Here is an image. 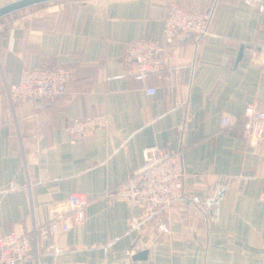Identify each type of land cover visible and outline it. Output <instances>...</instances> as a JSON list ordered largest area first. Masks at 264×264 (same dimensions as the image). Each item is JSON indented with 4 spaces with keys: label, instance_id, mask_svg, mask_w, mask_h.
Listing matches in <instances>:
<instances>
[{
    "label": "crops",
    "instance_id": "0c3cea01",
    "mask_svg": "<svg viewBox=\"0 0 264 264\" xmlns=\"http://www.w3.org/2000/svg\"><path fill=\"white\" fill-rule=\"evenodd\" d=\"M169 2L208 10V33L187 35L164 69L127 75L126 43L161 39ZM51 4L0 18V233L30 236L67 215L71 193L88 203L83 223L30 237L20 264H264V139L249 145L240 123L264 106V0ZM39 66L70 69L66 92L12 107L7 86ZM90 114L107 125L72 141L70 119ZM151 146L182 149L185 197L149 215L107 193Z\"/></svg>",
    "mask_w": 264,
    "mask_h": 264
},
{
    "label": "built area",
    "instance_id": "2783aa9c",
    "mask_svg": "<svg viewBox=\"0 0 264 264\" xmlns=\"http://www.w3.org/2000/svg\"><path fill=\"white\" fill-rule=\"evenodd\" d=\"M209 11H199L188 6L169 2L162 19L161 39L141 37L126 43L123 51L124 71L133 77L146 78L164 69L168 52L178 47L187 35L203 36L208 33ZM72 77V71L61 66L26 67L15 83L6 88L12 107L30 100L53 102L61 97ZM155 87H146L145 93L153 95ZM105 114L72 117L68 133L72 141H82L107 125ZM232 123L229 115L221 118L222 127ZM242 138L249 145L264 139V106H246L241 120ZM185 167L182 149L151 146L142 151V161L107 196L153 214L167 209L185 197ZM88 198L80 192L68 197L67 215H58L34 226L30 236L13 231L0 233V264H20L28 256L33 241H42L58 233L67 232L72 225L85 219Z\"/></svg>",
    "mask_w": 264,
    "mask_h": 264
},
{
    "label": "water",
    "instance_id": "95a60500",
    "mask_svg": "<svg viewBox=\"0 0 264 264\" xmlns=\"http://www.w3.org/2000/svg\"><path fill=\"white\" fill-rule=\"evenodd\" d=\"M61 0H12L6 4L0 6V18L9 15L11 13L30 8L33 6H38L46 3L56 2ZM242 56V51L238 53L237 60L238 61ZM146 251H141L135 255V257L141 258L144 257Z\"/></svg>",
    "mask_w": 264,
    "mask_h": 264
},
{
    "label": "rangeland",
    "instance_id": "374dc122",
    "mask_svg": "<svg viewBox=\"0 0 264 264\" xmlns=\"http://www.w3.org/2000/svg\"><path fill=\"white\" fill-rule=\"evenodd\" d=\"M51 5H53V4H51V3H50V4H49V3H46V7H47V6H51ZM39 7H40V6H39ZM29 9H30V8H29ZM31 9H33V8H31ZM24 11H27V10H24ZM20 13H21V12H20Z\"/></svg>",
    "mask_w": 264,
    "mask_h": 264
}]
</instances>
